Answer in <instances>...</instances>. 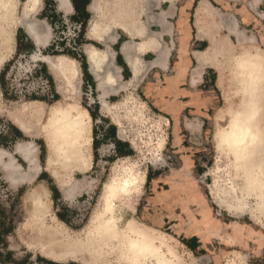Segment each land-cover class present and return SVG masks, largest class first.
Wrapping results in <instances>:
<instances>
[{
    "label": "rangeland",
    "instance_id": "obj_1",
    "mask_svg": "<svg viewBox=\"0 0 264 264\" xmlns=\"http://www.w3.org/2000/svg\"><path fill=\"white\" fill-rule=\"evenodd\" d=\"M13 1L15 3L14 12L8 25H6V28L9 29L10 42L4 47L3 53L0 39V75L4 71L2 77L4 90L0 87V132L3 125L10 126L9 122H11L25 136L20 134L17 136L16 152L20 157L13 154L12 147L9 151H3L0 148L4 153L3 162H7L9 158L13 159L16 168L18 167L17 169H19L17 170L18 173L27 175L30 173V166L28 162L22 159L19 149L31 145L34 149L35 160L39 170L42 162L44 170L46 146L39 130L45 125L53 109L63 108L71 103H75L84 111L91 112L92 116L88 114L90 117L91 141L92 138H95L97 151H94L90 142L89 169L84 173H71L67 184L64 185V190L59 189L55 182L44 174L40 175L43 180H38L39 178L35 180V176L30 183L20 179L17 181V174L16 176L14 174L16 182L12 185L8 171L3 168L0 162V207L3 215L12 218L14 223L13 230L6 236L5 249L13 253V259L17 262L26 259V264H81L80 261L74 258H66L64 260L47 259L37 250L36 246L32 247L34 245L33 237L22 227L27 218L22 204L23 197L36 184H44L50 191L51 213L53 219L55 218L56 225L65 229L71 239H80L83 238L91 218L96 213L103 184L117 173L123 174L124 171L129 173L132 169L140 175L142 184L138 195L133 201L132 212H127L119 218H121V225H125L130 219L139 224H145L141 219L140 210L148 193L149 179L154 172L165 170L169 162L168 122L162 114L140 96V87L138 88L140 82L122 81L116 76V69L111 65L107 69L109 73L108 81L103 79L107 94L102 96L103 90L99 86V91H97L90 84H84L79 68L80 62L75 61L67 54H62V51H69V49L59 46L57 51H55L58 52V55L49 52L44 53V56L40 52H36L31 56L25 55L24 52L16 54L18 28L23 27L26 19L38 10L41 1L32 0L31 3H28L32 5H30L26 16L23 15V9L28 0ZM111 1L113 3H124L126 0ZM221 30H218L216 35L223 37L228 35L226 32H223L224 34L221 33ZM36 31L35 33L39 35V28ZM58 32L59 30H56V34ZM45 34H48L49 38V33ZM52 34L55 35V31H52ZM245 34L251 36L250 32ZM202 38L206 40L208 45L202 51H210L209 38L206 35H203ZM229 38L231 43L236 42L234 37L229 36ZM134 54L135 52L132 53L131 57ZM63 55L72 59L71 65L75 69V76L71 83H75V86H71V92L76 93V97H65L53 79L55 88L60 95L59 99L57 98L59 101L54 102L56 98L52 84L44 71L43 64L46 63L43 59L45 57L56 58ZM101 56L104 61H110L107 59V55ZM226 62L227 67L229 66L232 70L233 61L228 59ZM130 66L133 79H135L138 76V68L134 65L135 69H137L134 72L133 66ZM206 66L211 67L215 71L213 77L214 79L216 78V104L220 108L214 112L211 140L208 139L206 152L198 162L199 179L206 186L207 193L211 201H213L212 206L215 217L252 228L264 234V217L258 213L255 198L245 196L244 200H239V203L236 200V196L239 195L232 190L226 151L218 141V135L226 129L229 114L234 107L233 95L227 90L233 75L225 65H222L220 73L211 65L208 64L204 67ZM92 73L96 78L95 72ZM99 73L102 75V70ZM50 76L52 77L51 74ZM96 79L99 85L102 80ZM111 80H113V85L111 86L116 87L112 90L107 88L111 87ZM33 98L37 100H32ZM41 101L54 103L45 106ZM28 107L40 109V120L35 122L30 128L27 127V130H21L14 119L17 117L20 122L26 123L28 121V114L26 113ZM9 133L11 132L9 131ZM7 138V135L1 134L0 143L4 144L7 142ZM116 142L121 144L123 153L115 150L114 144ZM42 150H44L43 161L39 157ZM234 185L236 186L237 184ZM55 188L59 190L58 193L53 191ZM68 188L71 189V195L66 197L65 191ZM236 188L238 189V185ZM211 192L218 197L221 204H217L213 200L210 195ZM17 202L19 205L17 204L18 206L14 210L12 208L10 210L11 205H16ZM238 206L242 208L238 209ZM156 230L159 231L158 229ZM159 232L171 241L183 264H210V257L207 254L191 251L176 237L165 234L166 232L163 233L164 231ZM218 254L219 264H264V247L259 245L252 246L248 251L220 248ZM0 264L5 263L0 261Z\"/></svg>",
    "mask_w": 264,
    "mask_h": 264
},
{
    "label": "bare ground",
    "instance_id": "obj_2",
    "mask_svg": "<svg viewBox=\"0 0 264 264\" xmlns=\"http://www.w3.org/2000/svg\"><path fill=\"white\" fill-rule=\"evenodd\" d=\"M31 2L32 0H28L25 4L23 15L28 14L32 5L28 3ZM58 2L60 8L70 7L68 0ZM110 2L111 0H93L96 19L99 10ZM148 2L150 1L126 0L120 13L131 25L134 22V5ZM254 2L257 3L258 0ZM14 7L13 0H0L2 53L10 42L6 25L12 18ZM214 17L215 11H210L206 4L201 5L196 12V24H199L197 26L203 34L210 36L211 50L195 53L197 68L193 76H200L205 64L211 65L220 73L222 65L227 67L228 59L233 61V69L227 67L233 75L227 90L233 95L234 107L229 114L226 129L218 135V141L226 151L232 190L239 195L236 200L239 203L245 196L254 197L258 213L264 217V49L258 46L253 36H248L238 29L235 21L230 24L225 22L226 25L222 21L228 35H216L221 25L214 21ZM94 28L96 29L92 26L91 31H94ZM35 30L30 32L35 34ZM43 36L47 41L48 34ZM229 36L234 37L236 42L231 43ZM37 38L36 42L40 40V36ZM144 47H152V44ZM85 50L90 69L95 72L96 78L102 80L98 86L103 90L102 96H105V81L99 72L109 69L110 61H104L98 51L90 50L88 46ZM124 53L136 72L137 69L129 61L134 49L125 47ZM162 59L163 56L160 55L157 62ZM43 60L63 95L75 98L76 93L71 92V86H75V83H71L75 76L72 59L63 55L56 58L45 57ZM39 110L36 107H28V121L20 122L17 117L14 121L21 130H27V127L30 128L35 122H39ZM89 120L87 111L71 103L63 108L53 109L47 122L39 130L46 146L44 171L59 189L64 190L71 173H84L90 167ZM19 150L22 159L30 166V173L27 175L18 173L19 169L13 159L9 158L7 162H3L4 153L0 150V162L8 171L12 185L16 182V174L17 181L20 179L30 183L39 172L33 147L27 145ZM141 184L140 175L132 169L129 173H117L106 181L99 195L96 213L80 239H71L65 229L56 225L51 213L50 191L44 184H36L22 200L27 216L22 227L32 235V247L36 246L37 250L50 260L74 258L81 264H183L171 241L155 228L139 224L133 219L121 225L119 217L132 212L133 201ZM234 184L238 185V189ZM70 195L71 189L68 188L65 196ZM210 195L217 204H221L215 194L211 192ZM241 208L238 206V209Z\"/></svg>",
    "mask_w": 264,
    "mask_h": 264
},
{
    "label": "crops",
    "instance_id": "obj_3",
    "mask_svg": "<svg viewBox=\"0 0 264 264\" xmlns=\"http://www.w3.org/2000/svg\"><path fill=\"white\" fill-rule=\"evenodd\" d=\"M40 1L38 10L26 19L23 27L18 28V30H22L26 37L25 40L29 41L33 46V51L31 53L26 52L25 55L31 56L36 52H40L43 55L48 52L49 47L52 45H54L55 51H57L59 46L69 49V52L76 56H71L75 61L80 62L81 58L84 59L90 82L84 80L80 62L79 68L83 82L84 84H90L97 91H99L98 81L88 65L87 53L84 48L88 46L90 50H96L101 55H107V59L110 60V65L116 69V76L122 81L140 82L138 86V88L140 87V96L166 118L169 126V162L166 169L172 163L170 144L171 125L168 116L173 117V113L178 116V119L174 118L175 120H173L174 124H176V130L180 131L184 124L189 131L190 139L200 148V153L192 160V165L199 167L198 162L204 156L207 149L206 143L209 142L208 139L211 136H209V132L213 128L214 112L220 106L216 104V78L214 79L213 77L215 71L209 66L204 67L208 65L205 64L203 66L204 68L202 67L203 69L200 71V76H196L195 78L193 76L194 70L197 68L194 57L195 53L201 52L208 47L206 40L202 38L206 34H203L198 27L199 24H196V12L200 9L201 5L206 4L210 11H215L214 21L221 25V33H227L223 28L226 25L225 22L230 24V22L235 21L238 29L244 30L245 33L250 32L258 46L264 49V0H258L257 3L254 0H149L150 2L148 3L134 5L132 9L134 22L131 25L130 23L128 24L127 19L125 20L120 13L125 2L113 3L111 1L106 7L99 10L96 19L93 0H68L70 3L69 8H60L58 0ZM200 1L202 2L198 5ZM200 18L202 19V17ZM65 22L72 25L76 24L80 27L77 38L74 39V45H71L72 48L67 47L64 41H56V37L59 35L60 30H63L62 25ZM92 26L96 27V29L94 28L95 30L93 29L94 31H91ZM35 28L36 30L39 28L40 32V40L38 42H36L38 35L30 32V30L33 31ZM56 30H59L57 34ZM52 31H55V35L52 34ZM47 32L49 33V38L45 41L43 34ZM207 37L209 38L210 36ZM149 44H152V47H144ZM125 47H132L135 52L129 60L139 71L135 79H133L131 66L124 53ZM160 55L163 56V59L158 63L157 61L160 59ZM43 67L46 75L52 79L54 95H57L59 99L60 95L55 88L47 65L43 64ZM102 75V79L107 80L109 75L108 70L103 69ZM164 76H169V84L167 89L159 91L158 94H160V99L167 94V105L164 103V106L168 107L167 110L161 109L158 100L152 95L157 91L156 85L161 83ZM112 81L110 82V86L113 85ZM107 88L112 90L116 87L111 86ZM194 94L197 96L195 100L196 104L204 109H212L211 114L206 116L208 120V131H204V121L201 117L195 113H190L189 116L183 114L184 109L188 107L184 101L187 98L192 99ZM58 99L54 102L59 101ZM163 100L165 101V97ZM42 103L45 106L53 104ZM176 108L178 109L177 112L175 111ZM87 112L90 115L89 111ZM9 123L10 126H2L0 135H7L8 140L4 144H0V148L3 151H9L12 147L13 154L19 156L16 152L17 136L19 134L25 136V134H22L11 122ZM93 141L94 138L91 141L92 148L94 149ZM118 144L121 146L119 142L114 144L115 150L117 151L119 149ZM94 151H97V147ZM42 164L43 162L40 164V170L35 180L42 174L52 180L43 170ZM158 173L160 172H154L152 177H150L149 189ZM206 201L209 207H211L210 210L212 213L213 201H211V198L206 199ZM212 217L216 219L214 212L212 213ZM236 225L240 227L239 231L247 234L251 238L248 242L247 250L242 251H248L254 245L264 247L263 233L260 232L261 234L257 235V230L247 228L240 224ZM232 249L241 250L237 248Z\"/></svg>",
    "mask_w": 264,
    "mask_h": 264
},
{
    "label": "flooded vegetation",
    "instance_id": "obj_4",
    "mask_svg": "<svg viewBox=\"0 0 264 264\" xmlns=\"http://www.w3.org/2000/svg\"><path fill=\"white\" fill-rule=\"evenodd\" d=\"M169 76H164L161 83L156 85L157 91L152 95L158 100L161 109L167 110V94L160 99L159 91L167 89ZM165 97V101L163 98ZM196 94L192 99L184 102L188 107L183 114L189 116L195 113L204 121V131H208V115L212 109H204L196 104ZM191 104V105H190ZM176 112L178 109L176 108ZM170 119V144L172 163L166 170L157 174L155 181L150 185L147 196L141 207L142 221L156 229L166 232L185 244L190 250L204 253L210 257V264H219V257L214 258L213 252L218 256V250L225 248L218 245L216 240L209 239V233L221 231L224 228L240 229L234 223L212 217L211 210L206 201L209 195L206 186L199 179V168L192 165V160L200 153V148L192 142L188 129L182 125L180 131L176 130L173 120L178 119L173 113ZM175 118V119H174ZM178 128V127H177ZM212 135V128L209 136ZM211 140V136L209 138ZM241 240L250 241V236L244 235Z\"/></svg>",
    "mask_w": 264,
    "mask_h": 264
},
{
    "label": "trees",
    "instance_id": "obj_5",
    "mask_svg": "<svg viewBox=\"0 0 264 264\" xmlns=\"http://www.w3.org/2000/svg\"><path fill=\"white\" fill-rule=\"evenodd\" d=\"M25 38L26 37L24 36L22 30L19 29L17 31V34H16V54H20L22 52L31 53L33 51L32 44L29 41H26ZM48 52H51L52 54L58 55V52H55L54 45L49 47ZM62 54H67L69 56L76 57L73 53H70L69 51H62ZM80 62H81V68H82L84 80H86L87 82H90V77L87 73V66H86L84 59L81 58ZM44 71H45V69H44ZM3 74H4V71L0 75V87L2 90H4L3 81H2ZM47 77H48L49 82L51 84H53L52 79L49 76H47ZM55 98L57 99L58 96L55 95ZM32 100H37V99L33 98ZM90 115H91V112H90ZM93 146H94V149H96L97 142H96L95 138L93 141ZM118 148H119L118 149L119 153H123L121 150V146L119 144H118ZM43 154H44V150L41 151V156H40V159L42 161L44 160ZM38 180H43V178L39 177ZM53 191L58 193V190L56 188ZM20 193H21V191H20ZM17 204L19 205L18 202L16 203V205H11L10 210H11V208H12V210H14V208L18 206ZM1 210H2V208L0 207V261L2 263H5V264H7V263L26 264V262H27L26 259L23 261L17 262L13 259V253L5 249L6 248V243H5L6 236L13 230L14 223H13V219L10 218L9 216L6 217L5 215H3V212ZM1 214H2V216H1ZM60 220L63 221L62 218H60Z\"/></svg>",
    "mask_w": 264,
    "mask_h": 264
},
{
    "label": "water",
    "instance_id": "obj_6",
    "mask_svg": "<svg viewBox=\"0 0 264 264\" xmlns=\"http://www.w3.org/2000/svg\"><path fill=\"white\" fill-rule=\"evenodd\" d=\"M257 235H260L261 233L256 231ZM244 235H247L245 233H242L238 230H233L230 228H224V230L221 231H212L209 233V239H214L218 242V245L224 246L227 248H237L241 250H247L248 248V242L241 240ZM214 258H218V256L213 252Z\"/></svg>",
    "mask_w": 264,
    "mask_h": 264
},
{
    "label": "built area",
    "instance_id": "obj_7",
    "mask_svg": "<svg viewBox=\"0 0 264 264\" xmlns=\"http://www.w3.org/2000/svg\"><path fill=\"white\" fill-rule=\"evenodd\" d=\"M63 30H60L59 35L56 37L57 42H65L67 47L72 48L74 45V39L77 38L80 27L78 25H72L68 22L63 23Z\"/></svg>",
    "mask_w": 264,
    "mask_h": 264
}]
</instances>
